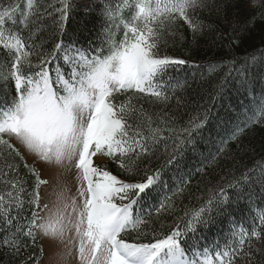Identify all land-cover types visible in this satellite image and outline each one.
Here are the masks:
<instances>
[{"label": "snow or ice", "instance_id": "obj_1", "mask_svg": "<svg viewBox=\"0 0 264 264\" xmlns=\"http://www.w3.org/2000/svg\"><path fill=\"white\" fill-rule=\"evenodd\" d=\"M241 7V0H0V264H39L45 243L60 249L57 264H264V156L249 167L228 151L234 142L255 153L242 137L264 125V46L241 64L207 63L209 76L226 71L210 105L186 121L187 82L175 74L187 61L164 54L177 35L185 39L184 26L194 43L234 51L258 21L264 27V0H247L253 14L243 20ZM73 13L99 27L69 36ZM229 91L241 110L229 104L233 129L206 154L200 145L211 142L208 126L219 116L212 109ZM189 154L200 159L195 173ZM225 158L228 175L191 207L194 174L212 185L207 170ZM40 165L74 170L76 194L57 183L46 199L50 181ZM153 214L175 222L149 238Z\"/></svg>", "mask_w": 264, "mask_h": 264}, {"label": "trees", "instance_id": "obj_2", "mask_svg": "<svg viewBox=\"0 0 264 264\" xmlns=\"http://www.w3.org/2000/svg\"><path fill=\"white\" fill-rule=\"evenodd\" d=\"M241 20L245 19L248 15L253 14V10L247 7V0H241ZM99 27V21L93 19L92 16H84L78 13H73L69 16L67 20V33L71 36L73 33H82L84 36L89 35L95 31V28ZM225 32L228 31L227 28L224 29ZM185 39L181 40L179 35L175 38L174 43H170L169 46L164 50V54L183 59L187 61V65L182 67V70L176 73L177 79L187 82V87L182 93L184 105L181 107V113H183V118L186 121L190 115H195L199 110V105L208 101L209 105L211 103L210 94L213 91V86L219 82V78L223 75L226 69H221L216 74L209 76L207 75L204 66L209 62H218L222 58L230 60L233 57L237 59L238 64L243 63L244 59L249 54H258L257 50L264 46V27L258 21L256 27L250 29L244 34L243 40L238 48L234 51L228 52L227 49L221 50L219 48H208L203 41L200 43H194L191 40V35L186 26L182 28ZM227 44V40L225 41ZM203 74V78H202ZM234 87V85H233ZM260 84L257 82L256 91L259 92ZM230 100L225 98L223 101L217 103V106L212 109L213 113H219V116L212 120L209 127L211 142L208 144L202 143L200 148L203 152L210 153L214 152L216 146L219 144L221 138H227L233 129L235 122V112L229 110V104L235 108L236 111H240L239 105L237 104L238 98L229 91ZM175 103V102H173ZM233 117L229 120L228 117ZM219 117H225L224 121L221 122ZM205 137L209 138V132L205 133ZM243 143L249 148H254L255 153L249 151L247 155L241 153L237 149L234 142L229 144L228 151L230 154L235 155L242 164H246L251 167L257 159L264 156V125H254L252 128L246 131L245 135L242 137ZM188 166L191 168L193 173L195 169L200 164L199 158H193L189 154V159L187 161ZM113 171L115 167L110 165ZM232 168V163L229 159L225 158L220 161V166L216 167L213 171L212 169L207 170V176L211 177L212 185L208 184L207 177L201 178V175L196 173L191 181L192 196L190 199L191 207H198L203 199H206L209 195L208 187L214 186L216 181L220 179V176H227L228 170ZM240 169H237L239 171ZM199 181L200 186L197 187ZM197 196L201 199H197ZM179 203V202H178ZM189 204V197L187 193L185 194L184 204H180L179 207L183 208L185 205ZM147 207V206H146ZM244 206H241L242 214ZM177 215H183L182 212H178ZM149 219L150 223L146 231L149 232V238H151V230L155 229L157 234L162 232H167L174 225L175 218L171 216L161 215L159 218L155 214L152 217H146ZM217 226H213L208 230L207 235L211 238L217 233ZM135 237V232L131 236L126 237L132 239ZM36 256H40L39 245L34 249ZM27 256V253L24 254ZM0 259H3L0 257ZM7 264V262H6Z\"/></svg>", "mask_w": 264, "mask_h": 264}, {"label": "rangeland", "instance_id": "obj_3", "mask_svg": "<svg viewBox=\"0 0 264 264\" xmlns=\"http://www.w3.org/2000/svg\"><path fill=\"white\" fill-rule=\"evenodd\" d=\"M95 159V158H94ZM31 163V160L28 161ZM99 162V161H97ZM42 169V178L48 179L50 181L49 185L42 188V193L45 195L46 199H53L49 194L52 192L54 186L59 183V186L66 189V195L72 196L76 194V187L78 181L76 180L74 170L68 172L63 169H52V170H43V165H40ZM59 248L50 249L48 244H44V258L40 260L39 264H57L58 256L56 255L59 252ZM68 264H74V261L69 260Z\"/></svg>", "mask_w": 264, "mask_h": 264}]
</instances>
